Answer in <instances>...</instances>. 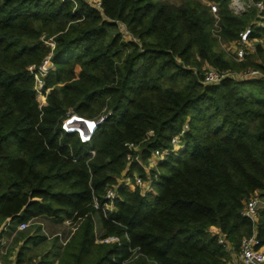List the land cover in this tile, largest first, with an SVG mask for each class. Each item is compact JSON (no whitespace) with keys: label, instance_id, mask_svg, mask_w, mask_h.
Wrapping results in <instances>:
<instances>
[{"label":"trees","instance_id":"1","mask_svg":"<svg viewBox=\"0 0 264 264\" xmlns=\"http://www.w3.org/2000/svg\"><path fill=\"white\" fill-rule=\"evenodd\" d=\"M230 1L101 0L95 9L83 0L75 8L0 0V232L6 221H68L70 235L49 264H228L210 226L234 251L253 232L264 245V207L255 221L242 215L255 192L264 199V77L202 83L209 66L264 72V8L234 13ZM209 2L218 6L215 33ZM118 22L136 41L122 37ZM246 27L254 52L238 61L219 44L233 45ZM49 53L54 69L39 106L28 66ZM107 110L89 141L61 128L71 114ZM185 124L182 147L149 171L151 191L118 184L134 171L145 176L126 161L125 143L145 160ZM108 236L117 241L103 242ZM24 257L20 249L16 264Z\"/></svg>","mask_w":264,"mask_h":264},{"label":"built area","instance_id":"2","mask_svg":"<svg viewBox=\"0 0 264 264\" xmlns=\"http://www.w3.org/2000/svg\"><path fill=\"white\" fill-rule=\"evenodd\" d=\"M69 1L73 4V8L77 6L78 0H62ZM87 5L93 7L95 9H101V0H83ZM237 1V0H236ZM245 2V1H244ZM244 2L234 3L232 11L234 13H240L246 9V7L251 4L255 5L258 12L263 10L264 6L262 2L253 3L251 0H248V4L244 6ZM246 3V2H245ZM211 13L214 15V33L218 29V6L213 2L208 3ZM256 25H261V22H254ZM254 24V25H255ZM118 32L122 35L123 38L127 40L136 41V38L129 32L126 26L123 23L117 24ZM251 33V28L246 27L239 33V37L234 42L232 47V52L235 53V59L241 61L245 58L246 55L254 52L253 40L249 39V35ZM43 42L50 46L51 49L54 48V41L52 37L44 38L41 37ZM28 69L34 76V91L36 94V99L39 103V106L45 104V94L47 92L43 91L44 87V78L45 76L54 69V63L51 58V53L45 56L41 63L38 66L30 65ZM233 78L239 81L258 79L264 77V72L256 68H244L239 71L234 70H218L209 66L203 73L202 83L203 84H217L224 78ZM39 95L42 97V102L37 98ZM111 114V110L103 111L96 118H84L77 116L75 114H71L67 116L61 122V128L66 132H76L79 140L81 142L89 141L93 132L96 130L97 126L101 124L107 117ZM74 118L77 121H81L82 123H74ZM187 129V125L183 126V129L179 134L174 135L171 138L170 147L163 149H156L151 152V154L147 157V159H142L139 155V147L133 143H125L127 149L129 150L126 154V161L128 163H135L140 166L143 172L146 174L145 177L141 176L137 172H133L131 176H124L118 179V184H123L129 188L139 187L140 193L143 195L152 189L151 178L149 176V171L154 168L158 162L163 160L170 153L176 152L180 147H182V143L180 142L181 134ZM93 153V151H90ZM149 176V177H148ZM105 202L103 204L104 208L111 209L113 207L114 200L117 198V185L109 187L106 189L104 196ZM94 205L96 208L102 206L96 200H94ZM264 207V199L260 197L259 192H255L253 196H251L245 203L244 208L242 209V215L250 219L251 221H255L258 215L259 208ZM33 220H29L27 222H21L17 225L18 230H25L31 224H33ZM68 224V221H65ZM212 235H217L218 241L225 245L226 251L230 253V261L228 264H264V245L260 244L259 239L256 237L253 232L251 235L244 236L239 245V250L234 251L231 244L223 238V236L218 231L217 233L211 232ZM55 236H60V233H57ZM103 242H114L117 241V237L108 236L102 240Z\"/></svg>","mask_w":264,"mask_h":264},{"label":"rangeland","instance_id":"3","mask_svg":"<svg viewBox=\"0 0 264 264\" xmlns=\"http://www.w3.org/2000/svg\"><path fill=\"white\" fill-rule=\"evenodd\" d=\"M171 3H179L181 0H163ZM205 2V0H201ZM244 2V6L248 4V0H237ZM234 0V3L237 4ZM214 3V2H213ZM233 0L229 3V8L232 10ZM216 4V3H215ZM264 48V38L260 40ZM219 47L229 56L235 57L230 45L219 44ZM42 102V97H37ZM157 166V165H156ZM156 166L154 168H156ZM153 169V168H152ZM138 173V172H137ZM139 174V173H138ZM146 176V174H144ZM144 176V177H145ZM149 177V176H148ZM25 230H18L15 221H6L2 231L0 232V262L1 264H16V254L21 249L25 253V261L27 264H49L50 260H55L57 252L61 245L70 235V228L66 223L54 221L47 217H39L33 220ZM96 233H100V220L98 215L94 217ZM40 226V227H39ZM210 232V231H209ZM60 233V236H55ZM211 233V232H210ZM36 235V237H35ZM31 237L23 246V238ZM55 237L57 240H55ZM33 238V239H32ZM24 261V262H25ZM24 264V263H21Z\"/></svg>","mask_w":264,"mask_h":264},{"label":"crops","instance_id":"4","mask_svg":"<svg viewBox=\"0 0 264 264\" xmlns=\"http://www.w3.org/2000/svg\"><path fill=\"white\" fill-rule=\"evenodd\" d=\"M208 231L213 232V233H217L219 231V228L217 226H210ZM1 264V262H0Z\"/></svg>","mask_w":264,"mask_h":264},{"label":"bare ground","instance_id":"5","mask_svg":"<svg viewBox=\"0 0 264 264\" xmlns=\"http://www.w3.org/2000/svg\"><path fill=\"white\" fill-rule=\"evenodd\" d=\"M73 121H74V123H76V122H79V121L75 120V118H74V120H73Z\"/></svg>","mask_w":264,"mask_h":264},{"label":"water","instance_id":"6","mask_svg":"<svg viewBox=\"0 0 264 264\" xmlns=\"http://www.w3.org/2000/svg\"><path fill=\"white\" fill-rule=\"evenodd\" d=\"M78 123H82L81 121H79Z\"/></svg>","mask_w":264,"mask_h":264}]
</instances>
